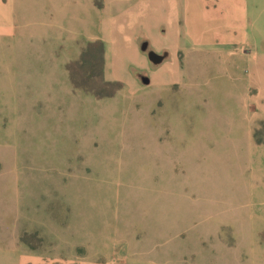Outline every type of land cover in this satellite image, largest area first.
<instances>
[{"label": "rangeland", "instance_id": "374dc122", "mask_svg": "<svg viewBox=\"0 0 264 264\" xmlns=\"http://www.w3.org/2000/svg\"><path fill=\"white\" fill-rule=\"evenodd\" d=\"M183 1L166 86L129 0H0V264H264V0Z\"/></svg>", "mask_w": 264, "mask_h": 264}, {"label": "crops", "instance_id": "0c3cea01", "mask_svg": "<svg viewBox=\"0 0 264 264\" xmlns=\"http://www.w3.org/2000/svg\"><path fill=\"white\" fill-rule=\"evenodd\" d=\"M129 2L131 4L127 9H124L120 12L118 11V13L113 15V20L108 27L109 31L105 34L107 40L103 42L102 79L106 82L125 84L120 76L112 73V70L115 67L114 63L116 59V46L125 47L126 45H128L131 40L129 37V32L134 30L136 27H144L150 30L153 29L152 31L156 32L158 38L165 37L166 33H162L161 31V27L163 26L167 29L166 32H169L166 35V38L169 36L174 39L175 48L173 50V53H168L170 62L162 66L161 73L159 74L157 71H154L152 72L154 74L152 76L156 78L162 77L161 82L166 83V86H168L178 77L175 58L177 46L179 45V40L177 37V33L179 31L178 23L180 18H183L184 8L182 6L184 5V1L129 0ZM158 6L163 7V13L165 14L164 24H160V22L158 21L160 17ZM142 36L145 35H138L136 38H140ZM135 49L137 50L136 45ZM163 49V47H160L159 49L155 50L159 51ZM138 54L140 53L138 52ZM152 54V52H149L147 58L150 61L158 60V58ZM151 55L152 58H150ZM163 74H165L167 79L163 80Z\"/></svg>", "mask_w": 264, "mask_h": 264}, {"label": "water", "instance_id": "95a60500", "mask_svg": "<svg viewBox=\"0 0 264 264\" xmlns=\"http://www.w3.org/2000/svg\"><path fill=\"white\" fill-rule=\"evenodd\" d=\"M150 58H152V55L150 56Z\"/></svg>", "mask_w": 264, "mask_h": 264}]
</instances>
